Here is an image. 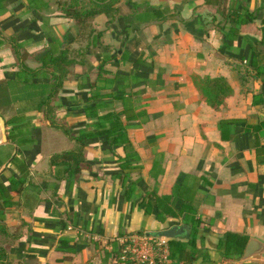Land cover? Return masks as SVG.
Here are the masks:
<instances>
[{"label":"crops","instance_id":"1","mask_svg":"<svg viewBox=\"0 0 264 264\" xmlns=\"http://www.w3.org/2000/svg\"><path fill=\"white\" fill-rule=\"evenodd\" d=\"M65 1L0 0V264H123L128 236L175 226L169 264H188L196 220L191 264H264L241 262L264 242V0L122 1L46 104L59 73L45 61L88 43ZM79 141L78 167L52 166ZM227 234L249 238L235 259Z\"/></svg>","mask_w":264,"mask_h":264},{"label":"trees","instance_id":"2","mask_svg":"<svg viewBox=\"0 0 264 264\" xmlns=\"http://www.w3.org/2000/svg\"><path fill=\"white\" fill-rule=\"evenodd\" d=\"M122 1H127L135 6V0H68L65 2H61L60 6L64 16L69 19H73L75 21L77 39H80L81 41L86 40L88 41V43L85 48H82L78 51V52L81 51L82 54L79 55L76 53V56L74 58L69 57L68 53L65 51L64 55H61L57 58L50 57L48 58V60L45 61L46 66L53 67L55 71L59 73L58 75L53 76L54 83L52 85V92L48 96L46 104L50 103L51 101L57 98L60 89L62 87V84L64 83L65 79L69 74V70L67 69V67L70 65L72 59L77 60L78 58H81L79 63H82L83 58L86 56V53H84L83 51H86L87 47L96 45L98 36H100L101 33H98L93 28V23L95 19L98 16L105 15L108 17L110 23L114 22L120 17L117 6ZM218 1L219 0H208L207 3H214ZM228 16L230 17L231 22H234L238 25H244L246 23V20H244V18L238 13L234 12L228 14ZM232 32L234 34L232 35L228 34L226 36L234 37L239 34L238 32L233 30ZM1 35L2 34L0 33V38H2ZM7 43H10V46L14 49L16 57L19 60L21 67L24 68L26 71L30 72V70L24 66V62H23L24 55L22 51H20L22 46L14 42L13 40H9L7 41ZM34 74L36 75V71H34ZM204 97L202 96V99L207 100L208 103L212 104L211 100H209L207 97H205L206 98L205 99ZM112 117H114L113 118L114 120L111 122V129L116 131V133L121 132L123 134L124 127L120 124L119 119L116 116H112ZM117 139L118 138H116L114 142H117ZM124 141H126V139H124ZM77 143L79 144L75 151L53 157L52 166L54 167L58 164L62 166L74 164L78 167V165H80V163L82 162L81 158L83 156L85 144L80 141ZM80 172L81 170L78 169L77 173ZM165 199H169V198H165ZM160 220L163 219L160 218ZM189 224L192 226V233L191 234L189 233L187 239L188 247L181 246L178 252L181 255L180 257L186 259V263L191 264L196 259L197 250L195 248H197V239L199 232L198 229L201 226V222L196 220ZM248 240L249 238L245 236L227 234L219 241V246H218L219 252L226 259H235L236 257L242 254ZM172 252H175V249L174 250L172 249ZM172 258H173V254H172Z\"/></svg>","mask_w":264,"mask_h":264},{"label":"built area","instance_id":"3","mask_svg":"<svg viewBox=\"0 0 264 264\" xmlns=\"http://www.w3.org/2000/svg\"><path fill=\"white\" fill-rule=\"evenodd\" d=\"M120 260L123 264H169V240L152 234L128 236Z\"/></svg>","mask_w":264,"mask_h":264},{"label":"water","instance_id":"4","mask_svg":"<svg viewBox=\"0 0 264 264\" xmlns=\"http://www.w3.org/2000/svg\"><path fill=\"white\" fill-rule=\"evenodd\" d=\"M0 126L2 128L3 138L6 140V124L3 118L0 116ZM187 226H175L168 230H163L157 233H154L152 235L156 237H164L168 239H173L179 235V233H182L184 230H187ZM261 255H264V242H261L259 240L253 239L250 241L247 250L244 254V256L241 259V262L254 259L256 257H259Z\"/></svg>","mask_w":264,"mask_h":264}]
</instances>
